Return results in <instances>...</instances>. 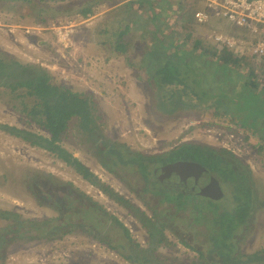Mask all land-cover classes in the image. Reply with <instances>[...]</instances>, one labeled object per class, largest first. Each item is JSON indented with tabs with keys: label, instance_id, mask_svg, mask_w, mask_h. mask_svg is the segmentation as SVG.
<instances>
[{
	"label": "rangeland",
	"instance_id": "1",
	"mask_svg": "<svg viewBox=\"0 0 264 264\" xmlns=\"http://www.w3.org/2000/svg\"><path fill=\"white\" fill-rule=\"evenodd\" d=\"M42 1L45 3V0H0V52L22 63L38 64L48 68L55 83L70 86L74 91L84 92L93 97L95 102L92 103L91 112L94 119L95 116L98 117L95 129L91 132L85 130L80 124V118L74 117L69 121L68 128L60 140L61 146L88 168L93 183L82 179L54 154L31 147L22 140L0 131V211H13L26 219L53 216L55 213L53 207L50 204L39 203L42 201L37 200L33 192L27 190L28 185L37 181L35 176L43 175L45 178L51 177L60 185L69 183L78 192L86 194L91 201L100 204L117 218L128 229L132 238L145 247L146 229L136 220L128 205L110 198L100 186L139 208L148 216H152V213L146 207V202H149L150 206H157L158 209L159 207L165 209L171 204L165 205L161 201L158 204L154 198L160 197L152 198L150 192H143L145 188L141 181L138 185L130 180H124L121 178L123 175L117 177L105 170L101 163L108 160L106 161L100 154L103 149L101 139L118 141L119 144L128 146L130 151L142 154H161L176 149L183 143L224 149L236 158L239 170L243 169L247 173L258 200L264 202V141L257 133L252 132L253 128H243L231 122V117L220 116L219 111L216 113L209 107L189 109L188 105L182 104V108L178 109L174 107V100L169 102L170 108L160 107L157 105L158 95L152 82L148 80L144 69L137 67L143 49L148 48L158 36L168 40L174 36V40L185 44L184 50H188L196 38L207 37L213 41L215 34L213 30L206 25L198 26L194 20L189 23L185 18L187 15L180 18L183 21L176 20L179 16L176 14L177 10L173 8L169 14L171 20L165 19L169 21L170 27L156 22L154 25H158L160 31L156 33L157 31H152L154 28L152 24H148L143 30L139 28L137 30L135 25L131 27L130 37H124L127 50L116 53L112 47L96 45L94 42L100 39L98 36L93 37L97 34L100 24L105 25L106 20L113 19L112 15L120 13L116 8L122 5V0H92L93 13L86 17L80 12L87 8L89 0L58 2L46 0L48 5H44ZM181 1L186 7L185 11L193 9L192 0ZM165 5L166 1L162 0L157 6L156 10L160 11L161 15L164 13ZM131 6L132 19L134 14H142V20L148 19L147 5H144L143 9L135 4ZM168 13L170 10L166 15ZM178 13L183 14V11ZM109 25L117 23L114 21ZM188 28H192L191 37L185 39L184 34ZM253 62L256 64L252 66L257 68L258 73L264 72L261 60ZM131 64H134V67ZM3 98H0L1 124L18 126L46 135L34 124L24 125L19 119L18 112L10 109L12 102L5 103L9 98L6 97L5 101ZM178 99L180 98H175V101ZM260 147L263 152L259 150ZM217 162L214 163L216 167ZM205 173L207 176L204 177L201 170L197 171L198 176H203V183L209 190L217 186L218 182H222L216 173L210 171ZM155 175L158 176V173ZM219 187L228 197L227 201H231L229 187L222 183ZM68 208L69 212L70 208L77 209V204L71 202ZM180 217L181 214H177L175 221L170 216L163 218L165 222L173 221L171 229L165 226L163 233L167 240L164 239L158 249V252H161V259H169L167 264H190L196 257L192 250L180 244L175 235L180 232L186 233L185 238L190 241L191 232L187 231V222H183ZM3 224L4 221L0 219V227ZM238 232L235 245L240 253L264 249V204L250 218L248 224L241 225ZM195 234V239L205 243L201 234ZM0 264H129V262L104 244L79 233L65 235L53 241L8 243L6 247L0 249Z\"/></svg>",
	"mask_w": 264,
	"mask_h": 264
},
{
	"label": "trees",
	"instance_id": "2",
	"mask_svg": "<svg viewBox=\"0 0 264 264\" xmlns=\"http://www.w3.org/2000/svg\"><path fill=\"white\" fill-rule=\"evenodd\" d=\"M89 1L87 8L80 12L83 17L93 13L92 0ZM165 1L164 13L161 15L156 9L162 0H122V5L116 8L120 10L121 15H112L113 19H117L114 20L117 25H109L114 23L111 18L106 20L105 25L100 24L97 34L93 37L98 36L100 40L94 43L101 47H112L116 53L125 52L127 43H124V37L129 36L133 26L137 25V30H143L148 24H152V31L159 33L158 25L154 24L159 22L170 27L169 21L166 22L165 19L169 18L173 8L179 16L176 20L183 21L180 18L187 15L185 18L189 23H192V20L195 22L194 12L207 10L200 0H192L191 4L195 7L189 11H185L186 7L181 0ZM48 4L45 0L44 5ZM133 4L142 9L147 5L148 19L142 20V14H134L132 19L130 14ZM168 10L170 13L166 15ZM179 11H183V14L178 13ZM205 25L216 34L236 41H247V30L233 26L225 19H219L216 24L212 22ZM191 33L192 28H188L184 38H190ZM173 37L168 40L158 36L148 48L143 49L138 60L137 67L144 69L156 90L157 105L168 109L171 107L169 102L174 100V107L178 109L182 108V104L188 105L189 109L209 107L214 112L219 111L220 116L231 117V122L243 128H253L252 132L257 133L264 141V72L258 73L257 68L252 66L256 64L253 62L256 60L255 56L236 48L233 51L207 37L194 39L192 47L184 50L185 44L176 42ZM260 60L264 67V58ZM131 65L134 67V64ZM6 97L9 100L5 103L12 102L10 109L18 112L24 125L34 124L46 135L1 123L0 131L22 140L31 147L54 154L82 179L93 183L88 168L60 143L69 121L74 117L80 118V124L85 130L91 132L95 129L98 117L95 116L94 119L91 112L92 103L95 102L93 97L74 91L70 86L55 83L48 68L22 63L0 52V98L5 101ZM177 97L180 99L175 101ZM101 140L103 149L100 154L108 160L101 163L105 170L117 177L123 175L121 178L138 185L141 181L145 188L143 192H150L152 198L160 197L154 198L158 204L160 201L165 205L171 204V208L158 209L157 206H150L149 202H146V207L152 213V216H148L100 186L110 198L128 205L133 216L146 229L147 245L144 247L136 242L117 218L100 204L91 201L86 194L78 192L71 184L60 185L51 177L45 178L41 175L35 176L37 181L28 185L27 190L33 192L37 200L42 201L39 203L50 204L53 213L55 211L54 215L42 219H26L13 211H0V219L4 221L0 227V249L11 242L53 241L65 235L83 233L104 244L129 264H167L169 259H161V252H158L164 239L167 240L163 231L165 226L171 229V223L175 221L177 214H181L179 219L187 222V231L191 232L190 241L185 238L186 233L175 235L180 244L196 254L190 264H264V249L240 253L235 245L241 225L248 224L264 202L258 200L247 173L243 169L239 170L236 158L229 151L183 143L176 149L161 154H142L130 151L128 146L119 144L118 141ZM259 150L263 152L262 147ZM216 161L217 167L214 166ZM175 163H194L204 171V177L207 176L205 172L210 171L216 173L222 182H218L217 186L211 187L210 190L202 182L204 186L201 190L206 191L207 195L168 188L159 181L154 172L159 167ZM125 174L127 176H124ZM221 183L229 187L231 201H227L228 197L219 187ZM71 202L77 204V209L70 208L69 212L68 206ZM165 216H170L173 221L165 222ZM112 231L113 233H110ZM193 232L201 234L205 243L195 239L196 234Z\"/></svg>",
	"mask_w": 264,
	"mask_h": 264
},
{
	"label": "built area",
	"instance_id": "3",
	"mask_svg": "<svg viewBox=\"0 0 264 264\" xmlns=\"http://www.w3.org/2000/svg\"><path fill=\"white\" fill-rule=\"evenodd\" d=\"M207 10L194 12L195 23L205 26L225 19L233 26L247 30V41H238L214 34L213 41L227 46L231 50L241 51L256 60L264 58V0H200Z\"/></svg>",
	"mask_w": 264,
	"mask_h": 264
},
{
	"label": "flooded vegetation",
	"instance_id": "4",
	"mask_svg": "<svg viewBox=\"0 0 264 264\" xmlns=\"http://www.w3.org/2000/svg\"><path fill=\"white\" fill-rule=\"evenodd\" d=\"M186 164H189V168L187 172L185 173H182V175L180 174H176L175 176L174 175H171L169 176L166 172H160L158 173V178H159V181H163L162 183L167 186L168 188H171V189H178L179 191H185L186 193L187 192H190L191 189H203V185H202V182H204V180L202 179L203 176H198L197 175V169L195 167V164L194 163H186ZM163 168L162 167H159L158 169H161ZM190 172V174H189ZM190 178H188V177ZM193 178V179H191ZM197 179V180H196ZM195 180L197 181V183H194Z\"/></svg>",
	"mask_w": 264,
	"mask_h": 264
},
{
	"label": "water",
	"instance_id": "5",
	"mask_svg": "<svg viewBox=\"0 0 264 264\" xmlns=\"http://www.w3.org/2000/svg\"><path fill=\"white\" fill-rule=\"evenodd\" d=\"M189 166L190 165L189 164H186V163L185 164H182V163L168 164V165L163 166V168H161V169H157L155 171V173L156 172L157 173H160V172L163 171V172H166L169 176H171V175H174L175 176L177 173L180 174V175H182V173H185V172L189 171L188 170ZM195 167H196L197 171H200L201 170V173L204 172V171H202V169L200 168V166L195 165ZM189 174H190V172H189ZM188 178H190V177H188ZM191 179H193V178H191ZM196 180H195L194 183H197ZM161 182H163V181L161 180ZM190 192L191 193H195V194L203 193V194H206L207 195V192L206 191H202V190L196 189V188L195 189H191Z\"/></svg>",
	"mask_w": 264,
	"mask_h": 264
},
{
	"label": "crops",
	"instance_id": "6",
	"mask_svg": "<svg viewBox=\"0 0 264 264\" xmlns=\"http://www.w3.org/2000/svg\"><path fill=\"white\" fill-rule=\"evenodd\" d=\"M220 25H222V24H220Z\"/></svg>",
	"mask_w": 264,
	"mask_h": 264
}]
</instances>
